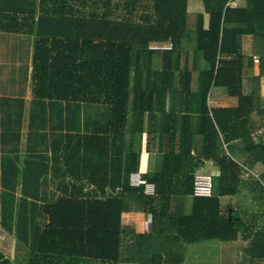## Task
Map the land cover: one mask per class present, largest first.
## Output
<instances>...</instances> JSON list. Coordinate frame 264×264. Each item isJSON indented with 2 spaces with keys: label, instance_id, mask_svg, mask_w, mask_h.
<instances>
[{
  "label": "trees",
  "instance_id": "trees-1",
  "mask_svg": "<svg viewBox=\"0 0 264 264\" xmlns=\"http://www.w3.org/2000/svg\"><path fill=\"white\" fill-rule=\"evenodd\" d=\"M189 1L0 0L1 31L80 41L76 104L34 100L25 135L23 100L0 97V222L28 247L29 264H114L123 253L135 264H188L186 248L209 241H241L239 264H264V211L245 220L220 203L248 191L264 209V0H200V14ZM169 40L173 50L149 49ZM218 96L235 104L216 106ZM92 107L106 112V129L91 128ZM143 131L159 154L145 176L156 196L128 182L141 157L131 140ZM98 144L116 160L110 175ZM208 160L218 168L212 196L194 197ZM126 212L149 215L151 230L123 232ZM0 264H10L1 250Z\"/></svg>",
  "mask_w": 264,
  "mask_h": 264
},
{
  "label": "crops",
  "instance_id": "crops-1",
  "mask_svg": "<svg viewBox=\"0 0 264 264\" xmlns=\"http://www.w3.org/2000/svg\"><path fill=\"white\" fill-rule=\"evenodd\" d=\"M194 3L196 4L193 0L189 1V11L191 5ZM232 4L233 7H244L246 6V0H233ZM202 10L204 11V7ZM203 11L200 13H204ZM79 47L80 41L78 39L38 37L29 33H8L0 30V97L23 100V134L26 135L28 131V112H30L31 102L34 100L40 99L47 102L56 101L72 104H76L78 101ZM253 52V37L246 35L243 37V54L251 55ZM15 69H25V83L23 88L17 86L16 82L10 81L11 78L9 80L2 79V70H8L9 75H12ZM216 103L217 101H215ZM87 111L89 112L92 129L101 130L107 128L108 120L106 112L102 115L103 113L100 112L98 107L89 108ZM131 141L132 149L139 151L141 155L139 172L144 176H152L156 170L159 154L151 145L150 137L146 131H143L141 134H135ZM24 142L23 145L27 141ZM157 142L154 139L152 143L155 144L156 148H159ZM16 145L15 139L9 143L10 148H15ZM128 147H130V144H127ZM93 148L96 152L99 151L100 155H105L104 175H110L113 169L112 163L116 160L111 158V154L108 152L106 146L98 144ZM114 150L119 153L121 149L114 148ZM105 151H107V154H105ZM47 155L52 158V151H49ZM234 157L240 161H243L244 158L243 155L238 153H235ZM98 165L99 168L102 167L101 160L98 162ZM211 167L213 170L211 175H217L218 168L211 160L205 161L201 168L203 170H209ZM102 173V171L96 172L92 174V178L101 179ZM49 194L51 195V192ZM239 194L232 197H222L220 199L223 212L225 214L232 213L239 217L243 216L241 218L250 220L251 212L246 208L244 210L241 208ZM190 208L191 198L185 199V212L188 213ZM149 218V215L143 213H123L122 228L126 232L142 233L145 231L144 222ZM210 242L215 243V247H210L212 245L209 244ZM197 246L198 248H194ZM243 247L244 244L241 241L231 243L218 241L196 243L186 248L185 261H188V264H212V261H217L219 264L220 260L223 262L221 264H225L226 260H228L227 262L229 264H239L240 255L243 254ZM0 250L10 260V264H29L30 253L28 247L21 243L15 237L14 233L7 231L1 222ZM214 255H217V257H214Z\"/></svg>",
  "mask_w": 264,
  "mask_h": 264
},
{
  "label": "rangeland",
  "instance_id": "rangeland-1",
  "mask_svg": "<svg viewBox=\"0 0 264 264\" xmlns=\"http://www.w3.org/2000/svg\"><path fill=\"white\" fill-rule=\"evenodd\" d=\"M193 2H196V4L194 3L191 5V9H190L191 14H200V12L203 11L202 10L203 9L202 2L200 0H193ZM189 43H192V42H189ZM258 60H259L258 57H256L255 58L256 68L252 71V74L254 76L259 75ZM9 78H11L10 81L12 80V82H16L17 86H19L20 88H23L24 83H25V69H15V70H13L12 75H9L8 70H2V79H8L9 80ZM261 87H262V92H261L262 93V100L264 103V79L261 81ZM211 100H212L211 103H213V104H214V101H217V103L215 104L216 106H220V105L221 106H232L235 104V100L227 99L223 96H218L216 98V100H213V99H211ZM197 171L200 173H205V174L211 175L213 170L211 167V169H209V170L208 169L203 170L202 168H200ZM262 171H263L262 167H257L256 169H254L253 174L256 175V177L258 179H260V174L262 173ZM239 200H240L241 208H243V210L246 208L249 212H251L250 213L251 218L254 217V215L261 216L263 214L264 209H260L261 207H258L257 206L258 204L255 205L254 200H253L252 196L248 193V191H241V193L239 194ZM259 205L263 206V204H259ZM256 209H259L262 211H259V210L255 211ZM127 215H129V214H127ZM241 217H243V216H240V218ZM122 231L126 233V230L124 228H122ZM209 244H212L210 247H215V245H214L215 243L210 242ZM194 248H198V246L194 247ZM214 257H217V255H214ZM241 259H243V254L240 255V260ZM227 261L228 260H226L225 264H229V262H227ZM185 263H189V262L185 261ZM221 263H223V262L219 260V264H221ZM114 264H135L134 259H133V254L132 253L121 254L119 260L116 261ZM209 264H211V263H209ZM212 264H218V262L212 261Z\"/></svg>",
  "mask_w": 264,
  "mask_h": 264
},
{
  "label": "built area",
  "instance_id": "built-area-1",
  "mask_svg": "<svg viewBox=\"0 0 264 264\" xmlns=\"http://www.w3.org/2000/svg\"><path fill=\"white\" fill-rule=\"evenodd\" d=\"M233 7L232 2L229 3ZM173 42L171 40L162 43H151L149 49L151 50H173ZM129 186L133 188H140L142 193L146 196H156V184L149 181L141 172H133L128 178ZM192 194L198 198H210L212 196V177L209 174L200 173L196 171L193 176ZM151 219L144 222V229L146 232L151 230Z\"/></svg>",
  "mask_w": 264,
  "mask_h": 264
}]
</instances>
